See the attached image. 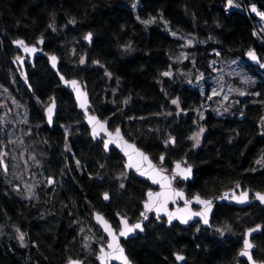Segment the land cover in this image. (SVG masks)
Wrapping results in <instances>:
<instances>
[{
  "label": "trees",
  "instance_id": "obj_1",
  "mask_svg": "<svg viewBox=\"0 0 264 264\" xmlns=\"http://www.w3.org/2000/svg\"><path fill=\"white\" fill-rule=\"evenodd\" d=\"M156 1L163 3V21L194 42L174 38L159 21L144 23ZM260 13L264 0H234L231 7L227 0H0V104L6 102L0 116V264H99L107 239L93 213L118 230L119 215L140 219L151 188L126 171L116 149L108 154L90 137L46 56L25 63V84L15 41L43 39V50L61 60L60 72L83 82L94 112L110 119L113 129L122 127L156 162L166 155L171 167L186 157L195 167L189 196L217 197L239 184L264 192V164L257 163L264 150L248 161V148L230 129L243 116L264 132V71L247 58L254 51L264 63ZM53 100L58 112L51 128L44 113ZM200 128L205 134L196 146L190 137ZM215 209L212 229L199 222L169 228L153 217L144 235L124 242L128 257L134 264H178L176 254L187 257L186 264H234L248 229L262 226L253 241L256 260L264 262V205Z\"/></svg>",
  "mask_w": 264,
  "mask_h": 264
},
{
  "label": "water",
  "instance_id": "obj_2",
  "mask_svg": "<svg viewBox=\"0 0 264 264\" xmlns=\"http://www.w3.org/2000/svg\"><path fill=\"white\" fill-rule=\"evenodd\" d=\"M21 40H23V39H21ZM23 41H24L26 46L35 47L37 49V51L35 53H26V52H24L23 47H21V46L17 45L16 43H14V48L21 52V58H22L23 62L22 63L20 61H18V62L22 65V70H23L22 73L26 77V79L24 80L25 84H27L29 86L28 81H27L28 74L26 73L25 63L29 62L31 65H34L36 58H38L40 56H46L47 60L49 61V65H50L51 70L55 74L58 75L60 83L62 84V88L67 90V91H69L70 93H72L73 98H74V102L77 105L78 111L81 112L82 115H84V122H85L86 126H88V128H89L90 137H92L94 140L102 141L103 142V148L105 149V151L108 154L110 153L111 150H113V149L115 150L116 149L119 152V154L122 156V158L125 159L124 168L126 169V171L129 172V173H134L136 178H140V179L145 180L151 186L150 190L146 194L145 201L148 199V193L150 191L153 192V193H156V192H161L162 190H164V191H167L169 193V195L171 194L172 190L180 191V192L183 193V198L175 197L173 199H169L168 202H167V205H166L167 211L177 214V216L172 219L171 223H169L167 213L161 212L159 214V216H157L156 212L153 210V211H150V212L147 213V218H145L141 214L140 219L135 221V222H131L127 218H124L123 216L119 215L118 218H119V222H120V228H118V230H117V229H115L114 225H112V223L105 217L104 214H101L100 212L95 211L93 213L94 223H95V225L99 226V228L103 232V235L107 239L106 244L103 245V246H100L99 247L100 249L103 248L106 253L107 252H111L112 249H109L107 247V245L110 244V243H113V239H112V235H110L109 232L105 230L104 224H102L101 222H99L96 219L97 214H100L104 218V220L107 222V224L111 226L112 232L115 233V235L118 236V238H119L118 239L119 245L121 247H123L125 255L128 257L127 251H126V247H124V242H128V241H130V239L136 238L139 235H144L145 231H146L145 227L148 224V222L151 221V219L153 217L156 218V219L165 220L166 223L168 224L169 228L174 226V224H179V225H181L182 227L185 228V227H188L191 224H194L196 222H201L202 223V227L207 229L212 224L211 220H212L213 215L215 213V210H216L215 206L217 204L233 205V206H235L237 208H245V207L249 206L254 201L258 202L259 204H262V202L260 200L255 198V194L258 193V192L257 191H251L249 189L246 191V192H248L247 201L241 203L238 200L233 199L232 198L233 196L239 197L242 192H245L240 187L228 190L227 192H224L221 195H218L217 197L204 198L201 195H199L198 193L195 194L192 197H189L188 194H187V189H188L187 187H188L189 184L194 183V180H195V177H194L195 167L192 166L188 162V159L186 157H183L181 160H175L172 163L171 168L167 166V158H168V156H166V155H161V156L164 157V160H163L162 163H161L160 160L158 162H156V160H154L153 157H151L149 153H147L140 146H138V144H136L135 142L131 141L126 135H124L122 127L118 126V127H114V129H113L112 128V121L110 119H107V120L103 119L102 120L99 117V115L94 112V107H93V104L91 102V96L88 93L87 89L85 88L83 82H81L80 80H78L76 78H70V79L66 78L60 72L59 68H60L61 60H59V58H58V56L56 54L55 55H50L45 50H43V43H44L43 39H41L38 42V44H33V45H29L25 40H23ZM92 41H93V37H91L90 40L87 39V42H89V43H91ZM255 55L257 57V60H253L249 55L247 56L249 62L253 66H255V67L257 66V67H259L260 69H262L264 71V63H262V61L260 60V57H259L258 54L255 53ZM53 56L56 57L55 66L53 65V62H52V59H51ZM66 81L67 82L76 81L77 82V86L73 87L70 83H66ZM77 89H79V93H78ZM53 101L55 103V107H54V111H53V115H52V120H51V122H49L47 109L53 103ZM53 101H51L47 105V107L45 109V113H44L45 117H46V121H47L48 125L51 128L54 126V122H55V120L57 118V112H58V105L56 104V100H53ZM82 102L85 103V107L84 108H82L80 106ZM90 116L96 117L97 120H99L100 122H104L106 130H101L99 128V126H97L96 130H97V132H99V135L94 136L93 135V123H90L89 119H88V117H90ZM242 118H243V116H240L239 119H242ZM117 129H119V136L122 138L120 140V143L119 144H117L115 142L108 143V147L105 148V143H107L110 140V137H109L108 133H112L113 137H115ZM171 140H173V139H171ZM171 143L174 144L173 142H171ZM128 145H132L134 147H128ZM138 152L139 153H143L148 158V160H150L152 162V164L157 166V168L165 169L166 171L163 173L164 176H167V177L171 178L172 174L176 172V164H177V162H180L182 168H186L188 166H191V169H192L191 175L187 179H183L179 175H176V178L171 181V189H162L160 184L153 183L152 179H150L148 176L142 175L141 172L137 171L135 167H128L129 154H131L132 157H133V162L134 163L135 162H141V168L142 169H148V160H143V158L140 157L137 154ZM2 163L4 165V169H6L7 167H6L5 163L4 162H2ZM148 170L151 171L150 169H148ZM156 178L160 179L161 177L157 176ZM50 181H52V182L51 183L49 182V183L51 185H53L54 184L53 178H50ZM225 193H228V196L225 197L224 199H221L220 197H223ZM251 193H252L254 198L250 197ZM259 193H264V192H259ZM196 196H199L201 199H204V200H212L213 201L211 211L208 213V221H209L208 224H205L203 222V217H200V216L193 217L186 224L182 223L181 220L179 219V215H186V213H181L180 212L181 209L185 208V201L186 200L191 201V203L187 206L190 211H192V212H200V211H202L203 205L198 204L196 202V200L194 199V197H196ZM108 201H109V195H108V199H105V202H108ZM144 212H145V202H144L143 211L141 213H144ZM123 221H126L128 226H133V225L139 223V224H141L142 230L141 229H136L134 232L129 233L127 236H119L120 231L122 229H124V227H125ZM251 229H255V231H252L251 233H249L250 229H248V231L245 234V238H244V241L248 240L253 245V247L249 250L250 255H251V259H249L247 256L240 255V252L244 248V244H243L241 249L238 251V255H237V258H236V261H235L234 264H242V261H246L249 264H264V263L257 262L254 259V256H253V253H254L253 251L256 248V244L253 241V238L263 231V227L262 226H259V227L256 226V227H252ZM100 255H101V252L99 250V252L97 254V257H96V259H97L99 264H123V261L116 260V259H110L108 261L101 260L100 259ZM177 255L178 254H176L175 256L177 257ZM180 256H183L184 259L183 260H178L176 258L177 263L178 264H186L187 257H185L184 255H180ZM128 259L131 262V264H134L129 257H128ZM75 261H79V262H81V264H83V262L80 261V260H75ZM68 264H70V262Z\"/></svg>",
  "mask_w": 264,
  "mask_h": 264
},
{
  "label": "snow or ice",
  "instance_id": "obj_3",
  "mask_svg": "<svg viewBox=\"0 0 264 264\" xmlns=\"http://www.w3.org/2000/svg\"><path fill=\"white\" fill-rule=\"evenodd\" d=\"M227 4H228L229 7L233 6L234 0H227ZM252 11L253 12L257 11L255 5L252 6ZM260 15L264 16V13H260ZM144 23L145 24L152 23V20L144 21ZM91 35L92 34L89 33L87 35L86 39L90 40L91 39ZM173 35H175V33H173ZM15 43L17 45L23 47V50L26 53H35L37 51V49L35 47L26 46L23 40H17V41H15ZM189 43H191V41H189ZM248 55L253 60H257V57H256L254 51H249ZM17 59L21 63L23 62L21 57H17ZM51 59H52L53 65L55 66L56 57L53 56ZM81 62H83V61H81ZM164 75H166V76L167 75H171V73L170 72H165ZM66 83H70L73 87L77 86V82L76 81H70V82L66 81ZM77 91L79 93V89H77ZM172 103L176 104V103H178V101L173 100ZM80 106L82 108H84L85 107V103L82 102ZM54 107H55V103L53 101V103L47 109L49 122H51V120H52ZM88 119H89L90 123H93V135L94 136L99 135V132H97V130H96L97 126H99V128L101 130H106L105 129V123L104 122H100L99 120H97L96 117L90 116V117H88ZM203 131H204V129L201 128L199 132L194 133L193 136L191 137V139L195 141L196 145H199L200 137H201ZM108 135L110 137V140L107 143H105V148L108 147V143L115 142V143L119 144L120 140L122 139L119 136V129L116 130V136L115 137H113L112 133H108ZM170 142L174 143V139L171 140ZM128 147H134V146L128 145ZM137 154L140 157H142L143 160H148V158L143 153H139L138 152ZM163 160H164V157L161 156L160 157L161 163L163 162ZM257 163L264 164V157H261V159L258 160ZM128 167H135L136 170L140 171L142 175L148 176L150 179H152L153 183L160 184L162 189H171V181L176 178V175H179L183 179H187V178L190 177L191 171H192L191 166H188L186 168H182L180 162H177V164H176V172L172 174L171 178H169V177L163 175V173L166 171L165 169L157 168V166L152 164V162L150 160H148V169H150L151 171H149L148 169H142L141 168V162H135L134 163L133 162V157H132L131 154H129ZM157 176H160L161 178L157 179L156 178ZM49 182L51 183L52 181H49ZM237 186H239V185H237ZM227 196H228V193H225L224 196L220 197V198L224 199ZM175 197L183 198V193L180 192V191L172 190L171 194L169 195V193L167 191H164V190H162L161 192H156V193H153V192L150 191L148 193V199L145 201V212L142 213V216L147 218V213L150 212V211H153V210L156 212L157 216H159V214L161 212H165L168 215L169 223H171L172 219L175 218L177 216V214L176 213H172V212H168L166 205H167V202H168L169 199H173ZM104 198L108 199V195L105 194ZM232 198L238 200L241 203H243V202L247 201V199H248V192H246V191L242 192L239 197L233 196ZM255 198L260 200L261 202H264V193H259V192L256 193L255 194ZM194 199L196 200V202L198 204L203 205L202 211H200V212H192V211H190L187 206L191 203V201L186 200L185 201V208L180 210L181 213H186V215H179V219L181 220L182 223L186 224L193 217L200 216V217H203V222L205 224H208V222H209L208 221V213L211 211L213 201L212 200L201 199L199 196L194 197ZM96 219L99 222H101L102 224H104L105 230L108 231L110 235H112V239H113V243H110V244L107 245V247L109 249H112V251L106 253L104 251V249L101 248L100 249V252H101L100 259L101 260H105V261H108L110 259H116V260L123 261V264H131V262L129 261L128 257L125 255L123 247H121L119 245V243H118V239H119L118 236H116L115 233L112 232L111 226L107 224V222L104 220V218L100 214H97ZM123 223H124L125 227H124V229H122L120 231L119 236H127L129 233L134 232L136 229H141L142 230L141 224H139V223H137V224H135L133 226H128L126 221H123ZM257 227H259V226H257ZM252 231H255V229H250L249 233H251ZM24 236H25V234L23 232H20L19 239H20L21 242L24 241ZM252 247H253V245L250 243V241L245 240L244 241V248L240 252V255L247 256L249 259H251V255H250L249 250ZM176 258L178 260H183L184 259V257L180 256V255H177ZM70 264H81V262H79V261H70Z\"/></svg>",
  "mask_w": 264,
  "mask_h": 264
},
{
  "label": "rangeland",
  "instance_id": "obj_4",
  "mask_svg": "<svg viewBox=\"0 0 264 264\" xmlns=\"http://www.w3.org/2000/svg\"><path fill=\"white\" fill-rule=\"evenodd\" d=\"M178 1H175V2H171L172 5L175 6V4H177ZM163 6V3L161 1H156L153 3V6H151L149 8V12L150 13V18L149 20H152V25H154V23H156L157 21L161 22V23H164V28L165 30L171 34L174 38H179L185 42H188V41H191V42H194L193 38H191L190 36H184L180 33H176L170 26L169 23H166L165 21H163V18L161 16V12H160V9L161 7ZM140 7V5L138 4L137 7H134L133 10H138V8ZM257 27H258V30H260V34L262 35V37H264V17H262V20L258 23L257 22ZM173 33H175V35H173ZM21 57V56H20ZM19 66H20V63H19ZM226 87H228L229 89H232V86L231 85H228L226 84ZM223 88L218 92V93H222L223 92ZM223 95V97H225L226 95L225 94H221ZM226 98H229V96H227ZM4 105H6V102H2V104H0V116H1V113L3 112L4 110ZM242 114V113H241ZM243 115V114H242ZM2 125V123H0V126ZM201 129V128H200ZM197 130L195 133L199 132L200 131ZM204 129V128H203ZM230 129L233 130V131H237L239 133V142L241 145L245 146L246 148H248L249 150V156H248V161L249 159H252V158H255L256 155L258 156L261 151L264 150V132L262 130H255L251 125H249L248 123H246L245 121H243V119H239V118H236V120L230 125ZM205 131V130H204ZM203 131L201 137H200V143L199 145H196L195 144V141L191 139L190 137V140L191 142L193 141V143L196 145V146H200L202 143V140H203V136L205 134V132ZM193 136V135H192ZM20 141H18L17 139L14 141V144L16 145H19ZM24 143V142H23ZM172 144V143H171ZM172 145H175V144H172ZM23 154H25L27 151L25 150H22ZM22 155V158L24 157V155ZM168 159V158H167ZM5 163L9 165L8 163V160L7 158H5ZM134 174V173H133ZM54 180V179H53ZM55 184V183H54ZM19 185V184H18ZM241 188L243 191H247L248 189L251 190V191H255V190H252L251 188L249 187H244L242 186L241 184H239V186L235 185V187L231 188V189H234V188ZM29 187L26 189V190H22V186H20L19 188V192H23V194L26 196H28L30 194V191H29ZM229 189V190H231ZM227 192V191H225ZM258 192V191H257ZM224 193V192H223ZM221 195V194H220ZM206 198H211V197H206ZM254 203H258L256 201L252 202L249 206L247 207H250L252 204ZM259 204V203H258ZM261 205H264V202H262ZM217 206V205H216ZM247 207L245 208H242V209H246ZM216 208V207H215ZM237 208V207H236ZM240 209V208H239ZM160 220V219H159ZM212 221V220H211ZM212 224H213V221H212ZM211 224V226L209 227V229H212L213 225ZM208 229V228H207ZM221 229L223 235L224 233H226V231L223 229V228H219ZM217 231V229H215ZM20 234V232H18ZM244 241V240H243ZM100 250V249H99ZM259 262V261H258ZM69 263V262H68ZM260 263H264V262H260Z\"/></svg>",
  "mask_w": 264,
  "mask_h": 264
},
{
  "label": "flooded vegetation",
  "instance_id": "obj_5",
  "mask_svg": "<svg viewBox=\"0 0 264 264\" xmlns=\"http://www.w3.org/2000/svg\"><path fill=\"white\" fill-rule=\"evenodd\" d=\"M170 168H171V167H170ZM187 194H188V192H187ZM188 196H189V194H188ZM189 197H192V196H189ZM250 197H251V198H254L253 195H252V193H251V196H250ZM215 207H216V206H215ZM158 220H159V219H158ZM134 222H135V221H134ZM199 223H200L201 226H202V223H201V222H199ZM194 224H195V223H194ZM191 225H192V224H191ZM255 244H256V243H255ZM255 250H256V248H255ZM255 250H254V251H255ZM254 251H253V252H254ZM254 253H255V252H254ZM254 253H253V256H254ZM254 259L256 260L255 256H254ZM256 261H257V260H256ZM243 262H245L246 264H249V263H247L246 261H242V264H243ZM257 262H258V261H257Z\"/></svg>",
  "mask_w": 264,
  "mask_h": 264
}]
</instances>
